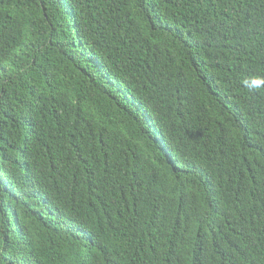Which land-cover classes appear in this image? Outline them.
Wrapping results in <instances>:
<instances>
[{
  "label": "trees",
  "instance_id": "16d2710c",
  "mask_svg": "<svg viewBox=\"0 0 264 264\" xmlns=\"http://www.w3.org/2000/svg\"><path fill=\"white\" fill-rule=\"evenodd\" d=\"M264 0H0V264H264Z\"/></svg>",
  "mask_w": 264,
  "mask_h": 264
},
{
  "label": "clouds",
  "instance_id": "9594fccd",
  "mask_svg": "<svg viewBox=\"0 0 264 264\" xmlns=\"http://www.w3.org/2000/svg\"><path fill=\"white\" fill-rule=\"evenodd\" d=\"M261 84H264V79L256 78L252 80V85L254 87H259Z\"/></svg>",
  "mask_w": 264,
  "mask_h": 264
}]
</instances>
